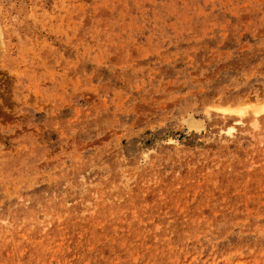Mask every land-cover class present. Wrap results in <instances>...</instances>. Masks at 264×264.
Wrapping results in <instances>:
<instances>
[{
    "label": "rangeland",
    "instance_id": "1",
    "mask_svg": "<svg viewBox=\"0 0 264 264\" xmlns=\"http://www.w3.org/2000/svg\"><path fill=\"white\" fill-rule=\"evenodd\" d=\"M0 264H264V0H0Z\"/></svg>",
    "mask_w": 264,
    "mask_h": 264
},
{
    "label": "bare ground",
    "instance_id": "2",
    "mask_svg": "<svg viewBox=\"0 0 264 264\" xmlns=\"http://www.w3.org/2000/svg\"><path fill=\"white\" fill-rule=\"evenodd\" d=\"M186 122H187L189 128H191V127H198L199 126V124L195 123L194 120L191 119V118L188 121H186Z\"/></svg>",
    "mask_w": 264,
    "mask_h": 264
}]
</instances>
